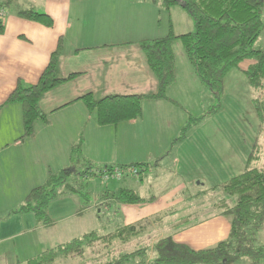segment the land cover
Here are the masks:
<instances>
[{
    "label": "rangeland",
    "instance_id": "1",
    "mask_svg": "<svg viewBox=\"0 0 264 264\" xmlns=\"http://www.w3.org/2000/svg\"><path fill=\"white\" fill-rule=\"evenodd\" d=\"M40 3V0H21L22 7L27 9H29L28 5L35 7ZM7 5L6 18L12 13L16 4ZM70 6L79 17V25L85 28L83 42H78L80 47L84 45L82 43H85L86 39H92L103 33L115 37L116 40L113 41L121 43L113 48H104L103 53L108 55L103 60L101 55L98 56L97 52L90 48L83 49L77 56L67 57L64 61L66 66L84 65L86 67L87 73L78 76L74 82L92 87L94 98H101L106 93L143 95L155 93L158 85L146 64L141 42L165 37L170 30L176 36L194 31L193 20L184 9L179 6L166 9L161 5L160 0H77L71 1L69 8ZM49 15L53 18L51 14ZM262 19L264 21V6ZM126 42L131 43L125 44ZM74 43L77 45L76 42ZM76 47L67 43L63 57L69 49L74 51ZM172 48L175 57L174 80L166 88V98L153 100L144 97L141 102L144 121L137 119L136 125L124 128L117 145L112 135L109 137L110 141H102V144L97 146L91 145V140L87 139V150H83V153H97L98 160H92L94 165L102 166L105 162L108 166H112L114 171L117 170L119 162L124 165L131 162H153L160 154L162 155L160 158H165L162 165L156 166L152 175L150 173L144 176L142 182L130 177L129 172L123 178H117L115 173L107 178L96 173V168L90 170L86 179H81V176L76 177V182L73 179L76 175L70 174L68 177L70 184L80 186L84 183L85 188L82 193L87 194L88 200L79 193L64 194L53 199L47 208V214L52 222L46 229L45 244L41 243L45 245L44 249L39 250L33 245V236L32 240L24 241L23 238L15 241V238L14 242L10 241L7 245L0 247V257L5 254L8 256L0 258V264H23L24 259L37 253L28 254V251L34 249L41 253L47 248L81 237L93 229L99 230L100 233L111 232L117 225L116 218L110 219L108 216L109 221L107 218L92 221L93 213L86 210L89 199L99 198L105 190L113 191L127 186L139 191L145 189L147 193L159 190L161 193L172 189L171 187L184 186L183 195L191 196L197 192L202 198L203 205L200 207L217 214L214 210H218V203L226 198L221 186L226 180L244 171L248 156L256 148L259 150L256 152L259 154V159L252 161L249 167H264V120L259 118L254 104L255 98H260L264 92L258 93L252 90L242 70L252 61H243L239 68L231 69L224 76L223 91L217 99L199 82L179 40L172 44ZM253 48L264 49V29ZM146 76L147 79H144ZM103 87H106L109 92L106 90L103 92ZM62 88L61 90H64L65 87ZM148 104H165L167 109L163 110V118L149 123L154 118ZM92 114L96 115L95 112ZM55 116L57 115H52V118ZM48 117L51 118V115ZM189 118H201V120L182 131ZM20 125H22V119ZM107 126L114 127V125ZM183 135L184 138L178 140ZM41 139H44V135ZM115 152L118 153L119 159L113 162L111 156ZM67 165L69 166L67 156L64 157L62 154L39 158L34 170L29 169V179L25 186L27 188L21 190L22 194H27L32 188L43 184L49 169L57 172ZM79 171L85 172L86 166L76 167V172ZM213 187H215L214 190ZM73 196L78 198L76 202ZM227 199L224 202H228ZM12 203L8 194L0 196L1 237L29 228L28 217L25 216L34 218L32 213L29 215L8 213ZM76 211L78 214L70 215L71 212ZM90 221L93 222L92 225ZM138 223L146 225L147 228L149 227L147 225H150L147 218L130 224ZM68 226L75 227V231L65 233L64 229ZM151 230L152 228H148L142 235L123 245L115 243L113 253L130 252L149 244L153 236ZM256 234L254 244H264V223ZM103 248V245H98L91 250L87 249L83 260L58 257L51 264H81L83 262V264H92L96 261H105L107 255ZM238 262V264H247L250 261L242 258ZM258 264H264V260Z\"/></svg>",
    "mask_w": 264,
    "mask_h": 264
},
{
    "label": "trees",
    "instance_id": "2",
    "mask_svg": "<svg viewBox=\"0 0 264 264\" xmlns=\"http://www.w3.org/2000/svg\"><path fill=\"white\" fill-rule=\"evenodd\" d=\"M160 2L166 9L172 6L184 9L193 20L194 31L176 36L170 30L165 37L141 42L146 64L158 85L155 93L108 94L94 98L93 94L88 92L77 98L88 111L95 112L96 122L100 126H115L139 118L142 114L141 102L144 97L153 100L166 98V88L174 80L175 57L172 44L176 40L182 44L184 53L201 85L217 99L223 91L224 76L231 69L239 68L246 60L252 61L242 69L249 87L258 93L264 92V49L253 48L264 29L263 0H160ZM6 7L7 4H0V9L7 14ZM17 13L18 17L44 27L50 28L53 25V18L47 13H39L33 9H20ZM4 20L0 23V33L3 30ZM61 52L62 40L59 39L36 83L24 86L18 82L4 104L0 105V113L5 105H20L22 133L18 140L32 137L36 122L47 123V116L39 107L40 98L48 91L81 75V73H71L66 77L58 76ZM254 104L259 118L264 120V94L260 98H255ZM200 120L201 118H189L182 131ZM183 138L184 135L178 140ZM80 147L81 142L70 148V166L67 169L57 172L48 170L45 182L32 188L12 211L32 213L37 224L47 226L52 222L47 214V208L53 199L69 193H79L84 199L88 198L87 194L82 193L85 188L84 183L74 186L68 182L70 174L76 175L73 178L76 182V177L81 176V179H86L90 170L96 168V173L107 178L113 173L117 178H123L129 172L130 177L142 181L144 175H148L149 170L158 163L155 161L119 164L114 171L112 166L95 167L91 161L82 156ZM256 152H259L258 148L248 156L242 173L226 180L221 186L226 198L217 206L230 220L229 232L225 240L211 248L193 249L174 241L171 236H164L133 251L113 253L115 243L123 245L139 237L146 230V225L141 223H124L119 215L116 204L146 202L134 189L123 186L113 191L105 190L97 198L98 219H108V216L110 219L116 218L117 225L111 232L100 233L99 230H92L67 243L47 248L28 258L25 264H51L58 257L83 260L86 250L98 245H103L107 257L105 261H96L92 264H233L240 258H247L251 264H258L264 260V244H254L256 233L264 222V167H249L252 161L259 159V154ZM79 165H85L86 171L77 173L76 167ZM212 189L214 190L215 187ZM225 199L228 202H224Z\"/></svg>",
    "mask_w": 264,
    "mask_h": 264
},
{
    "label": "crops",
    "instance_id": "3",
    "mask_svg": "<svg viewBox=\"0 0 264 264\" xmlns=\"http://www.w3.org/2000/svg\"><path fill=\"white\" fill-rule=\"evenodd\" d=\"M40 1V5L35 7L28 5V7L38 12L43 11L51 14L54 20L50 28L18 17L17 12L20 9H27V7H22L21 0H0V4L3 5L16 4L12 13L4 20L2 24L3 30L0 33V105L4 104L7 96L18 82L24 86L36 83L59 39L62 40V56L60 55L57 71L60 77H66L71 73H81V75L87 73L84 65L66 66L64 61L67 57L77 56L83 49L93 48L98 56L101 55V60H103L108 55V53H103L104 48H113L121 44L118 41H113L116 40L114 39L115 37L103 33L92 39H86L87 41L82 43L84 45L80 47L78 42H83L82 37L85 33V28L79 25V17L72 11L71 6L69 8V3L77 0ZM67 43L70 46L77 47L74 51L69 49L63 57ZM128 43L131 42H126L125 44ZM147 76L144 79H147ZM77 77L63 83V86L60 85L50 90L40 98L39 107L46 114L47 123L36 122L35 133L30 138L18 140L22 133L20 105L9 104L2 107L0 113V196L8 194L9 198H11L13 203L8 211L10 214L29 215V213H14L12 209L18 206L25 197L24 194L26 193L22 194L21 190L27 188L25 186L29 179V169L34 170L39 158L62 154L64 157L67 156V162H69L70 148L81 142L80 152L82 156L93 164V159L98 160L97 153H83V150H87V139L91 140V145L97 146L101 145L102 141H110L109 137L113 135V141L117 145L121 137L120 133L124 128L136 125L138 123L137 119L141 122L145 119L142 113L139 118L120 123L114 127L98 125L96 115L92 114L93 111H88L82 102L77 100L79 96L85 93L91 92L93 94L94 89L89 86L76 84L74 81H76ZM62 87H65L64 90H61L63 89ZM102 90H104L103 92L107 91L106 87H103ZM108 94L106 93V95ZM148 105L149 109L153 111L151 115L154 118L149 123L163 118V110L167 109L165 104ZM49 115H51V118L48 117ZM52 115L57 116L52 118ZM43 135L44 139L42 140L41 137ZM117 155L118 153L115 152L111 156L114 160L113 162L119 159ZM161 156L160 154L153 161L158 162L157 166L162 165L164 162L165 158H160ZM103 164L102 166H108L105 162ZM119 164L122 163L119 162ZM69 166L67 165L66 167L68 168ZM94 166L102 167L101 164H95ZM66 167H63V169H67ZM155 167L147 174L151 173L150 175H152ZM171 188L161 193L160 190L147 193L145 189L144 191L134 189L146 202L133 205L116 204L115 206L126 224L147 218L150 223L147 226L152 228L151 233L153 232L154 236H152L151 242L160 237L171 236L174 241L186 244L193 249H205L215 246L228 237L230 220L221 213L220 209L214 210L217 214L212 213V211L210 213L208 209L200 207L203 203L197 192L191 196H185L182 194L184 186ZM73 197L76 202L78 198L76 196ZM88 202L86 210L89 213H93L91 214L92 221H96L99 218L96 211L99 201L93 198L89 199ZM76 214H78V211L70 213V215ZM0 215H2L1 211ZM25 217H28L27 220L30 227L22 232L0 236V247L7 245L10 241L14 242L15 238V241H18L19 238H23L24 241L26 239L32 240L33 236V245L39 250L44 249L45 245H41V243L45 244L44 238L47 235L46 229L48 225L37 224L34 216V218H31V216ZM155 217L157 218L156 220ZM92 224L93 222H91ZM148 228L146 227V230ZM75 229V227L71 228V226H68L64 231L65 233H70V231H75ZM13 251L15 253L14 249ZM38 252L33 249L28 251V254L34 253L32 256H35ZM4 257L8 256L5 254L0 258ZM28 258L24 259L23 264L26 263ZM239 260L233 264H238ZM249 263L247 262V264Z\"/></svg>",
    "mask_w": 264,
    "mask_h": 264
},
{
    "label": "built area",
    "instance_id": "4",
    "mask_svg": "<svg viewBox=\"0 0 264 264\" xmlns=\"http://www.w3.org/2000/svg\"><path fill=\"white\" fill-rule=\"evenodd\" d=\"M6 13L4 12V10L0 9V23H2V21L5 18ZM133 172L135 173V171L133 170ZM117 175H119V173H117Z\"/></svg>",
    "mask_w": 264,
    "mask_h": 264
}]
</instances>
